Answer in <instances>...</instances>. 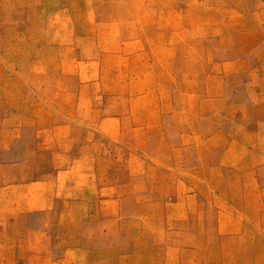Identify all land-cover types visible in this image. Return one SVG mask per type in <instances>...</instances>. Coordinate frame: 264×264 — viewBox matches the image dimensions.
<instances>
[{
  "label": "rangeland",
  "instance_id": "1",
  "mask_svg": "<svg viewBox=\"0 0 264 264\" xmlns=\"http://www.w3.org/2000/svg\"><path fill=\"white\" fill-rule=\"evenodd\" d=\"M0 264H264V0H0Z\"/></svg>",
  "mask_w": 264,
  "mask_h": 264
},
{
  "label": "crops",
  "instance_id": "2",
  "mask_svg": "<svg viewBox=\"0 0 264 264\" xmlns=\"http://www.w3.org/2000/svg\"><path fill=\"white\" fill-rule=\"evenodd\" d=\"M177 144L178 143L176 142V145ZM69 169L70 167L63 170L55 169L53 170V172H51L50 177L47 179L40 178L35 181L34 180L28 181L29 184H25L24 187L32 186L34 192L30 191L26 197V200L35 202L33 206L38 208L53 206L55 204V199L57 197L55 191L56 183L60 181V177H62L64 173H66V171H69ZM162 219H163V223L169 224L170 222L169 219H164V216L162 217ZM178 219L179 218L176 217L173 218V220H178Z\"/></svg>",
  "mask_w": 264,
  "mask_h": 264
}]
</instances>
